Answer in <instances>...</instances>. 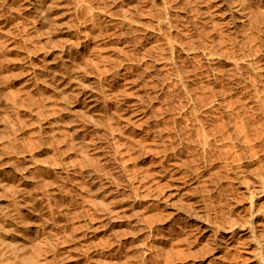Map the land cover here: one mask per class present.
Returning a JSON list of instances; mask_svg holds the SVG:
<instances>
[{
  "label": "rangeland",
  "instance_id": "obj_1",
  "mask_svg": "<svg viewBox=\"0 0 264 264\" xmlns=\"http://www.w3.org/2000/svg\"><path fill=\"white\" fill-rule=\"evenodd\" d=\"M42 1L0 0V264H264V0Z\"/></svg>",
  "mask_w": 264,
  "mask_h": 264
},
{
  "label": "bare ground",
  "instance_id": "obj_2",
  "mask_svg": "<svg viewBox=\"0 0 264 264\" xmlns=\"http://www.w3.org/2000/svg\"><path fill=\"white\" fill-rule=\"evenodd\" d=\"M32 3H34V2H32ZM36 3H37V4H36V5H37L36 7H37L41 12L47 10V9H46V8L48 7V6H46V5H47V2H46V5H44L42 0H36ZM48 5H49V3H48ZM40 11H39V12H40ZM224 13H225V11H224ZM226 14H228V13H226ZM230 14H231V13H230ZM42 16H43V14H42ZM227 16H228V15H227ZM230 17H232V15H230ZM44 18H45V16H44ZM228 19H229V18H228ZM48 29H49V28H48ZM51 29H52V28H51ZM49 30H50V29H49ZM47 31H48V30H47ZM72 62H73V60H72ZM68 63H70V62H68ZM70 64H71V63H70ZM73 64H74V62H73ZM68 65H69V64H68ZM69 66H70V65H69ZM73 66H74V65H73ZM74 67H75V66H74ZM74 67H73V68H74ZM68 69H69V68H68ZM70 69H71V68H70ZM254 84H255V83H254ZM257 96H259V95H257ZM259 97H260V96H259ZM225 98H226V97H225ZM261 98H262V97H261ZM261 98H260V99H261ZM258 99H259V98H258ZM260 99H259L258 101H263V100H260ZM262 99H263V98H262ZM228 101H229V100H228ZM221 103H224V101H222ZM230 103H231V102H228V104H230ZM259 103H260V102H259ZM226 104H227V103H226ZM228 104H227V105H228ZM260 104H262V103H260ZM263 104H264V103H263ZM263 104H262V105H263ZM230 106H231V104H230ZM230 106H229V107H230ZM224 107H226V106L224 105ZM224 107H223V108H224ZM229 107H228V108H229ZM230 108H231V107H230ZM223 110H224V109H223ZM228 110H229V109H227V111H228ZM230 110H231V109H230ZM230 110H229V112H230ZM232 110H233V109H232ZM225 111H226V110H225ZM227 111H226V112H227ZM236 111H237V110H235V112H236ZM226 112H225V114H227ZM223 113H224V112H223ZM233 113H234V111H233ZM233 113H232L231 115H233ZM236 113H237V112H236ZM236 113H234V115H235ZM228 115H229V113H228ZM234 115H233V116H234ZM237 115H238V114H237ZM225 117H226V116H225ZM227 117H228V116H227ZM229 117H230V116H229ZM235 117H239V115H238V116L235 115ZM235 117H233V118H235ZM93 118L95 119V117H93ZM230 118H231V117H230ZM227 119L230 120L229 118H227ZM225 120H226V119H225ZM225 120H224V121H225ZM230 121H231L230 124H232V121L235 122V120H234V119L232 120V118H231ZM236 121H237V118H236ZM225 122L227 123V121H225ZM225 122H224V123H225ZM96 123H97V122H96ZM224 123H223V124H224ZM237 123H238V122H237ZM237 123H236V124H237ZM234 124H235V123H234ZM227 125H228V124H227ZM238 125H240V123H238L237 126H238ZM222 126H223V125H222ZM224 126H225V124H224ZM228 126L231 127V126H233V125H228ZM235 126H236V125H234V127H235ZM241 126L243 127L242 124H241ZM225 127H227V126H225ZM218 128H219V127H218ZM220 128H221V127H220ZM227 128H228V127H227ZM236 128H237V127H236ZM238 128H239L240 130H242V132H243V128H240V127H238ZM200 129H201V128H200ZM230 129H231V128H230ZM232 129H234V128H232ZM236 130H237V129H235L234 131L236 132ZM240 130H239V132H240ZM199 131H200V130H199ZM232 131H233V130H232ZM235 132H234V133H235ZM198 133H199V132H198ZM240 133H241V132H240ZM200 134H201V132H200ZM235 135H236V134H235ZM237 135H239V134H237ZM197 136H198V134H197ZM200 136H201V135H199V137H200ZM240 136H241V135H240ZM235 137L237 138L238 136H235ZM202 139H203V138H202ZM205 139H206V138H205ZM238 140H239V139H238ZM250 146H251V145H250ZM246 147H247V146H246ZM252 147H253V146H251V148H252ZM244 148H245V147H244ZM244 148L242 147L243 151H244ZM248 148H250V147H248ZM248 148H247V149H248ZM251 148H250L249 150L252 151ZM247 151H248V150H247ZM247 151H246V153L249 152V151H248V152H247ZM241 152H242V151H241ZM249 154H250V153H249ZM249 154H248V155H249ZM242 155H243V153H242ZM245 155H247V154H245V151H244V156H245ZM249 156H250V155H249ZM247 158H248V157H245V159H247ZM249 158L251 159V156H250ZM85 161H86V160H85ZM83 162H84V161H83ZM84 163H85V162H84ZM86 163H87V161H86ZM249 165H250V164H249ZM250 170H251V169H250ZM263 171H264V170H263ZM261 176H262V175H261ZM261 176H260V177H261ZM263 177H264V176H263ZM256 178H257V177H256ZM257 179H258V178H257ZM260 179H261V178H260ZM258 180H259V179H258ZM262 180H264V179H262ZM261 183H262V182H261ZM261 183H260V185H261ZM263 183H264V182H263ZM262 187H264V185L261 186V187H259V188H262ZM258 208H259V207H258ZM260 210H261L260 212H262L263 209H260ZM263 211H264V210H263ZM262 213H263V212H262ZM262 215H263V217H264V214H262ZM211 220H212V219H211ZM231 221H232V220H231ZM233 222H234V221H233ZM215 223H216V222H215ZM213 227H214V226H213ZM230 227H231V226H230ZM245 228H246V227H245ZM246 230H248V229H246ZM245 232H246V231H245ZM8 233H9V232H8ZM249 234H250V232H249ZM249 234H247V235H249ZM7 235H8V234H7ZM12 235H13V234H12ZM249 236H250V235H249ZM246 237H248V236H246ZM251 238H252V237H251ZM251 238H250V239H251ZM248 239H249V238H247V240H248ZM18 240H19V239H18ZM244 240H245V239H244ZM244 240H243V241H244ZM252 240H253V239H252ZM254 240H255V239H254ZM20 241H21V240H20ZM7 242H8V241H7ZM11 242L13 243V241H11ZM11 242H8V243H11ZM252 242H254V241H252ZM20 243H21V242H20ZM245 243H246V242H245ZM254 243H255V242H254ZM13 244H14V243H13ZM13 244H10V245L12 246ZM18 244H19V243H18ZM238 244H239V245L241 244V246H242V244L244 245V242H243V243H238ZM248 244H249V241H248ZM10 245H9V247H10ZM15 246H16V247H13V248H17L18 250H19V249H20V250L22 249V248H21V245H16V243H15ZM22 246H23V245H22ZM245 246H246V244H245ZM247 246H248V245H247ZM242 247H243V246H242ZM11 248H12V247H11ZM13 248H12V249H13ZM246 248H247V247H246ZM252 248H253V247H251V249H250L251 251H252ZM235 249H236V248H235ZM237 249H238V247H237ZM237 249H236V251H237ZM240 249H241V248H240ZM243 249H245V248H243ZM13 250H15V249H13ZM22 250H23V249H22ZM234 251H235V250H234ZM236 251H235V252H236ZM21 252H23V251H21ZM232 252H233V251H232ZM240 252H241V251H240ZM240 252H239V253H240ZM249 252H250V251H249ZM17 253H18V251H17ZM19 253H20V252H19ZM23 254H24V253H23ZM237 254H238V253H237ZM242 254H243V253H242ZM242 254H241V256H242ZM250 254H251V253H250ZM253 254H254V253L252 252V255H253ZM20 255H21V254H20ZM229 255H230V254H229ZM229 255H228V256H229ZM231 255H232V254H231ZM233 255H234V254H233ZM235 257H237V256H235ZM238 257H239V256H238ZM238 257H237V258H238ZM254 257H256V256H254ZM228 258H230V257H228ZM232 258H234V257H231L230 259H232ZM230 259H229V261H230ZM233 260H234V259H233ZM233 260H232V261H233ZM236 260H237V259H236ZM227 261H228V260H227ZM234 261H235V260H234ZM239 262H240V261H239ZM239 262H238V264H239ZM229 263H230V262H229ZM234 263H236V262H234ZM232 264H233V262H232Z\"/></svg>",
  "mask_w": 264,
  "mask_h": 264
}]
</instances>
